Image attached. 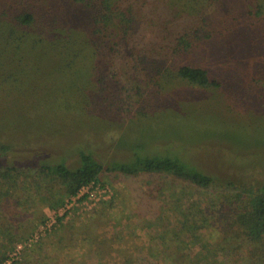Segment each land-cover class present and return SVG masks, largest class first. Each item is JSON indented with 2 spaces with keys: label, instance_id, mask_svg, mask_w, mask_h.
Wrapping results in <instances>:
<instances>
[{
  "label": "rangeland",
  "instance_id": "rangeland-1",
  "mask_svg": "<svg viewBox=\"0 0 264 264\" xmlns=\"http://www.w3.org/2000/svg\"><path fill=\"white\" fill-rule=\"evenodd\" d=\"M55 1L39 0L38 8H52ZM120 1L133 5L137 28L123 37L116 56L106 57L107 67L93 71L95 59L89 57L68 69L55 51L46 50L39 54L43 64L21 73L16 88L0 91V143L13 145L9 159L27 161L21 166L25 175L8 179L0 191V264L5 253L52 218L56 227L26 247L16 264H101L99 253H85L78 243L85 221L99 235L105 231L106 238L124 234L146 246V253L134 255L139 264L162 260L163 250H170L165 242L189 255L190 264H235L236 259L247 264L249 245L233 234L232 213L222 201L233 186L264 187V13H256L264 0L205 5L187 0L186 9L174 0ZM203 23H209L204 39L194 38ZM186 31L192 47L178 55L173 46ZM131 46L164 58L168 66L167 80H161L165 88L149 98L155 109L132 118L119 116L120 107L109 99L130 100L138 83L123 58L130 56ZM181 64L206 69L219 86L203 88L180 79L176 71ZM94 80L106 91L97 99L94 92L92 97L72 91V86L87 90ZM135 146L179 157L212 175L215 185L204 189L165 175L134 177L106 170L104 181L97 183L109 185L112 195L94 204L62 196L59 183L50 189L36 172L41 162L76 168L81 150L105 166L131 162ZM61 197L65 204L53 208ZM110 202L112 207L104 208ZM164 256V262H171Z\"/></svg>",
  "mask_w": 264,
  "mask_h": 264
},
{
  "label": "trees",
  "instance_id": "trees-1",
  "mask_svg": "<svg viewBox=\"0 0 264 264\" xmlns=\"http://www.w3.org/2000/svg\"><path fill=\"white\" fill-rule=\"evenodd\" d=\"M174 1L180 3L184 9L188 7L187 0ZM209 1L212 0H203V5ZM125 3L127 5L120 0H56L52 8L47 7L46 10L41 11L38 8L39 0H0V91L13 84L16 88L17 77L21 76V73L29 71L33 65L37 64L38 67L41 61H45L39 58V54L46 50L55 51L60 64L68 69L77 67L80 62L82 65V61L85 62L89 57L95 59L91 66L93 71L107 67L106 57L112 54L116 56L123 37L127 38L137 28L134 7L128 1ZM257 12L259 15L263 14L264 5H258ZM208 26L209 23L201 24L195 30L193 37L204 39V30H207ZM188 37L187 31L178 35L177 44L173 46L174 53L183 55L192 47ZM205 37L208 35L205 34ZM131 47L130 56L123 58L128 62L127 65L130 64V70L138 83L132 88L130 100L119 99V101L115 96L109 97L117 107H120L117 111L118 115H127L130 118L137 115H149V110L155 109L149 100L165 88L161 80H167L168 73L166 68L168 66H165L167 60L155 59L144 48L140 50L136 48V50L134 46ZM96 59H101L100 65L96 64ZM176 75L190 84L203 88L219 86L218 80L212 78L202 67L181 64L177 66ZM152 83L154 86L149 93ZM100 84L102 85L101 82L94 80L93 83L88 84L87 90L72 86V91L77 94L79 90L83 94L89 92L86 95L91 93L92 97L94 92L97 99L100 93L103 95V92H106L103 90L105 89L103 85L104 88H100ZM109 94L113 92L109 90ZM12 149L13 145L6 141L0 143V191H3V183L8 179L25 175V169L21 166L26 165L27 161L23 159L17 162L9 159ZM132 153L134 160L131 162L112 163L105 166L92 152L81 150L80 165L76 168H69L63 162L54 164L41 162L36 172L40 174V181L44 186L51 189L53 185L59 183L63 189L62 196L70 198L76 196L84 186L104 181L103 174L106 170L134 177L165 175L204 189L215 185V178L212 175L196 166H191L179 157L158 152H145L142 146H135ZM64 198L61 197L57 206L52 207L64 205ZM222 202L228 210H231L232 218L229 226L233 229V234L249 245L247 264H264V259H260L261 255L264 256V187L259 189L233 186L226 189ZM110 207L112 202L104 206L106 209ZM81 225L83 232L78 233L80 235L78 243L84 244L87 251L85 253H99L101 264H139L134 255L148 251L146 246L140 247L139 243L132 238H127L124 234L112 233L106 238L105 231L101 235L98 234V228H94L95 231H93L92 223L87 224L85 221ZM108 225L107 222L101 224L103 228ZM76 226L77 224L71 226L72 239L76 238ZM161 238L165 242L166 231L161 234ZM165 243L170 250H163V259L164 255H168L172 258L171 262H164L162 259L157 264H190L186 259L190 258L189 255ZM15 249L16 246L11 252L3 255L1 264L11 259ZM239 262L236 259L235 264H241ZM11 264L16 262L13 261Z\"/></svg>",
  "mask_w": 264,
  "mask_h": 264
},
{
  "label": "built area",
  "instance_id": "built-area-1",
  "mask_svg": "<svg viewBox=\"0 0 264 264\" xmlns=\"http://www.w3.org/2000/svg\"><path fill=\"white\" fill-rule=\"evenodd\" d=\"M111 195H112V191L109 185L93 182L87 186H84L76 196L70 199L78 200V201L84 200L86 203L94 202L95 204L100 201H105L109 199ZM56 224H57V219L52 218L51 220H48L38 230H36L26 242L17 244L16 249L11 254V259L8 260V263H11L14 260H16L26 247H29L32 244L37 243L48 233H50L56 227Z\"/></svg>",
  "mask_w": 264,
  "mask_h": 264
}]
</instances>
